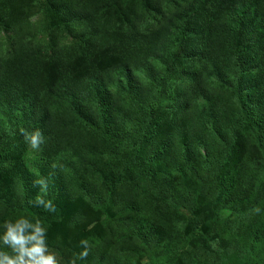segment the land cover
<instances>
[{"label":"rangeland","instance_id":"obj_1","mask_svg":"<svg viewBox=\"0 0 264 264\" xmlns=\"http://www.w3.org/2000/svg\"><path fill=\"white\" fill-rule=\"evenodd\" d=\"M188 1L0 0V20H12L15 27L13 31L0 32V61L10 56L8 48L11 37L17 43L37 45L46 49L48 55L54 54L59 59L68 57L70 60H74L78 50L90 44L94 36L102 37L106 31L109 32L107 35H111L113 31L118 37L115 43L109 41L102 44L106 49L110 48L107 52L109 56L103 58L99 53L91 67H101L103 91L108 94L111 106L120 113L105 116V121V117L99 118L98 110L90 106L87 115L94 119L92 123L79 124L80 133L70 131L63 139L67 146L77 151L79 180L86 182L84 186L89 191L66 187L63 196L56 201L60 213L52 221L42 218L43 213L30 215L15 206L5 208L0 204V223L22 214L33 222L40 219L47 225L49 249L55 253L59 264H68L74 254L81 251V239L89 241V250L86 260L77 261V264H199L191 251L193 247L199 249L201 258L205 250L202 246L209 244L212 252L219 254L218 259H212L209 264H264V184L260 183L263 173L253 164L260 153L250 137L243 138L242 148L240 145L239 153L232 159L236 171L231 170L223 177L228 185L224 198L212 195L215 187L208 177L213 174L214 165H205L202 161L207 153L204 144H198L191 154L192 158L186 163L177 157V151L173 149H163L161 155L157 154L159 146L152 141H146L141 148L136 147L135 155L132 156L128 152H116L127 127L134 128L138 120L141 127L147 119L155 118L160 122L157 137L167 139L172 146L179 144L180 150L183 143L190 144L193 141L197 144L198 140L222 147L220 137L226 141L230 130L233 131L230 125L232 120L228 118L233 116L231 104L234 100L238 101L235 91L233 94L231 92L239 81L237 75L242 74V66L248 69L254 64L264 67L261 66L264 64V45L260 44V37L254 31L250 35L246 28L235 27L225 34L215 31L211 34L208 31L204 46H198L200 35L185 43H181L180 37L177 38L178 42H173L179 31L190 23L172 18V15ZM176 6L179 8L174 10ZM164 20L165 25L173 22V30L164 38L156 58L151 56L148 60L150 64L146 66V58L137 55L132 49L136 45L132 36L145 29L154 30ZM217 22L214 24L217 25ZM207 26L203 27L204 30ZM84 33H89L90 37L80 44ZM253 36L259 42L258 45L252 40ZM170 43L171 46L177 43L181 52L191 57V74L194 75L192 85L200 93L193 96L186 90L189 86L180 79L182 68L166 69L171 61L164 51ZM238 43L254 46L253 52L244 57L234 56ZM70 45L78 47L69 51ZM177 45L173 48L176 49ZM126 49L129 56L124 53ZM206 54L218 63V67L205 63ZM223 55L224 58H221ZM133 57L135 59H130ZM215 72L220 74L213 75ZM208 96L211 101L206 104L205 98ZM136 100L142 101L143 106H129L131 101ZM122 118L126 121H121ZM111 120L122 124L107 125ZM224 122L230 130L222 125ZM74 127L77 128L78 124ZM19 147L6 156L8 166L0 171V189L10 185L7 190L15 200L11 204L21 202V193H16L18 185L31 186L30 190L38 195L41 189L37 181L46 182L51 175V168L44 167L39 161L36 148L31 144L24 148L21 143ZM253 147L256 148L254 152L251 151ZM2 149H5V145L0 151ZM152 154L155 158L153 167H148L145 160ZM179 167H185L182 173L185 176L184 183L180 182L182 176L178 172ZM125 171H130L134 180L126 182L124 178H117ZM149 171H155V181L160 183L165 176L169 177L171 186L159 187V194L163 197L160 200L135 189L138 180L149 183ZM2 173L9 175L5 178ZM106 179L116 181V188L109 191ZM186 184L190 185V189L193 187L191 192L197 191L190 198L193 211L180 206L171 217L163 199L171 194L172 201L180 196V203L187 202ZM43 198L49 200L45 194ZM248 205H251L249 210L255 214L249 230L242 223L232 225L230 222L238 219L239 213L244 211L242 208ZM257 208L259 212L254 211ZM194 218L197 221L199 219L198 231H202L196 233L197 236L194 225L190 224ZM138 222L148 223L144 231L151 224L157 230L154 229L147 238L138 236L139 233L134 232ZM223 231L227 233L221 235ZM250 237L252 242H248ZM242 248L251 249V254H245Z\"/></svg>","mask_w":264,"mask_h":264},{"label":"trees","instance_id":"obj_2","mask_svg":"<svg viewBox=\"0 0 264 264\" xmlns=\"http://www.w3.org/2000/svg\"><path fill=\"white\" fill-rule=\"evenodd\" d=\"M39 1L41 0H38V2ZM177 8L179 7L176 6L174 10ZM173 17L187 20L190 23L179 31V35L174 38L173 42H178L177 38L180 37L181 43H185L189 40L192 41V37L200 35L201 38L198 46H204L208 31H210L211 34L213 31L225 34L227 31L230 32L231 29H235L236 27L238 29H249L250 35L254 31L260 37V44L264 45V20L261 21V19H264V0H189L185 6L180 7L178 11L172 15V18ZM234 19L237 20V23ZM216 20L218 21L217 25L214 24ZM0 22V32L13 31L15 28L12 20L4 21L1 19ZM172 25L173 22L166 23L165 25L164 20L161 25L154 30L145 29L142 33H135L132 36V38H134L133 43L134 45L136 44L132 49L137 55L146 58V66L150 64L148 61L150 57L156 58V55L160 52L161 43L173 30ZM205 25L208 26L204 30L203 27ZM108 33L109 32L106 31L102 37L94 36L90 44L78 50V55L76 54L77 56L74 60H70V58L66 56V58L59 59L54 54L48 55L47 50L40 46L17 43L13 37L10 38L8 48V55L10 56L0 61V148H3L5 145V149L0 151V171L2 172L3 169L8 166V162L7 164L5 162L6 156L11 154L14 150L19 149L20 143L24 148L30 145V143L25 141V134H31L37 130L40 131L43 143L36 148V154L40 157L39 161L42 162L41 164L44 167L51 168V175L48 176L46 182L41 180V178L39 179L44 181L47 185L45 196H48V199L55 207V211L48 212L42 207L35 205L34 201L37 193L30 190L31 186L24 187L18 185L16 193H21V202L11 204L15 200L8 192L9 184L4 186L5 188L7 187L6 189H0V204H3L5 208L15 206L18 210H22L30 215H39L43 213L42 218L52 221L56 219L60 213V207L56 204V201L63 196L66 187H76L78 191H89V188L84 186L86 182L83 181L82 183L81 180H79V169L76 168L78 161L77 151H73V147L67 146L63 139L70 131H79L80 133L79 124L88 125L92 123L94 119L87 115L90 106H94L95 109L98 110L97 116H99V118H103L107 115L110 116L112 115L111 113H120L111 106V100L108 94L103 91L104 85L102 84L104 76L101 67H91L95 57H97L99 53L103 58L109 56L107 52L108 50L110 51V48L106 49V46L102 44L109 41L115 43L118 39L115 32L112 31L111 35H107ZM89 37V33H84L80 44ZM252 40L257 45L259 44L254 36ZM181 43H179L180 46L182 45ZM217 43L220 44L219 41H217ZM175 45H177V43H175ZM174 46H171L170 43L164 51V55H167L171 61L167 64L166 69L172 67L174 69L178 67L182 68V70L179 69L182 72L180 73V79L183 84L189 86L186 90L194 96V94L200 92L192 85V79H194V75L191 74L192 65H190V60L192 59L183 54L181 52L182 49H180L178 45L176 49L173 48ZM77 47L78 46L70 45L69 51ZM253 49L254 46H243L238 43L237 50L233 55L244 57L245 54L253 52ZM124 53L126 56L130 55L128 49H126ZM209 57V54L205 55V63L210 64L211 67H218V63L213 61V58L210 59ZM221 58H224V55ZM130 59L135 58L133 57ZM130 59L127 61L130 62ZM261 66H264V64H261ZM201 68L206 69V67ZM240 72L242 74L237 75L239 81L235 83V86L231 90L232 94L235 91V96L238 100H234L231 104L233 107V116L228 118V120H232L230 125L233 131L225 124L226 121L222 124L230 130L229 138L226 141H224L223 137H220V142H222L223 145L222 147L212 143L199 142L198 140L197 144H194L193 141L190 144L183 143V148L180 150L179 144L172 146L167 139H159L157 137L160 122L155 118L154 120L147 119L145 125L141 127L140 120L136 122L134 128L132 126L127 127L122 133L120 141L121 146L116 152L118 154L128 152V155L132 156L135 155L134 149L136 147L141 148L146 141H152L153 143H157L159 148H161H158L157 154L160 153L161 155L163 149H173L177 151V157H179L180 160L184 159L186 163V161L192 158L191 154L196 150L198 144L200 143L201 146L204 144V146L207 147V153L202 161L205 165H214L213 174L208 177L209 181L212 182V185L215 187V191L212 195L217 198H224L225 193L228 191V185L223 177L231 170L236 171V166L232 164V159L239 153L240 145L244 141L243 138L250 137L257 148L253 147L251 151L254 152L256 149L260 153V157L254 160L253 164L263 173L260 183L264 184V67H257V64H254L253 67L248 69L242 66ZM212 74L217 75L220 73L215 72ZM110 75H115V73H111ZM99 77L102 79V82ZM207 77H210V75H207ZM260 89L262 95L260 94ZM93 92H95V94ZM207 92L209 93V91ZM256 94H258V96H256ZM205 101H207V104L211 101V97H206ZM129 106L132 108L141 107L143 106V102L137 100L131 101ZM106 118L107 117H105V121ZM116 121L120 120L116 119ZM121 121L124 122L126 119L122 118ZM108 123L118 124L113 120L107 122V125ZM77 124L78 127L75 128L74 126ZM120 124L122 123L118 125ZM106 130L108 129L106 128ZM21 135L24 136L21 137ZM140 142H142V146ZM8 151L10 152L8 153ZM154 159V154L149 155L148 159L145 160L146 166L153 167L152 164ZM184 168L185 167L178 168V172L182 176L180 180L181 183H184L185 180V176L182 174L184 173ZM150 171L147 173L149 183L144 184L141 180H138V183H135V189L136 191L138 190V192L153 195L160 200L163 197L159 194V187L162 185L171 186L169 177L165 176L163 182L160 183L155 181V171L153 173ZM2 174L5 178L9 175L5 173ZM131 174L130 171H125L117 178H124L126 182H129L132 179L134 180V175L132 174L131 176ZM106 181L109 184V191L115 189L118 184L114 180L106 179ZM189 187V184L184 186L185 192L188 195L187 202L184 201L180 203V196L176 198L175 201H172L171 194H168V196L163 199L165 202V209L170 210L171 217L174 211L180 206L193 211L190 205V202H192L190 198L191 196L194 197L197 191L194 190L196 192H191L193 187H191V189ZM30 201H32V203H29ZM235 206H237V208L241 207L240 205ZM249 206L251 205L243 207L242 209H244V211L239 213L240 217L230 223L232 225L235 223H242L245 225L246 230H249V224L255 216L252 210H249ZM198 221L194 218V221L190 223L192 226L194 225L193 229L195 228L194 233L196 236V233L200 234L202 232L201 230L198 231L200 224ZM138 223L134 228V232L139 233L138 236L143 235L144 238H147L151 236V232H153L154 229L157 230V228L151 224V226L144 231L148 223ZM226 226L228 228L231 227L229 225ZM146 231H149V233H144ZM226 233L227 231H223L221 235ZM196 236L195 239L197 240ZM220 240L223 239L220 237ZM249 241H253L252 237L248 238V242ZM222 243L226 245L224 241H222ZM205 246L206 247L202 246L205 250L200 248L203 250L204 254L201 258L200 251H198L199 249L193 247L191 251V254H193L192 257H195L199 264H209L212 259L219 256L218 253L212 252L211 244ZM242 250L245 254H251V249L249 248H245V250L242 248Z\"/></svg>","mask_w":264,"mask_h":264},{"label":"clouds","instance_id":"obj_3","mask_svg":"<svg viewBox=\"0 0 264 264\" xmlns=\"http://www.w3.org/2000/svg\"><path fill=\"white\" fill-rule=\"evenodd\" d=\"M25 141L33 148L43 143L40 131L25 134ZM41 193L35 197V205L45 211L54 212L55 207L50 200H45L47 185L44 181H37ZM29 203H32L30 201ZM259 212L260 210L254 209ZM81 251L75 253L68 264H77V261H85L88 256L89 241H79ZM0 264H59L57 256L49 249L47 242V225L40 219L33 222L26 215L5 220L0 223Z\"/></svg>","mask_w":264,"mask_h":264}]
</instances>
